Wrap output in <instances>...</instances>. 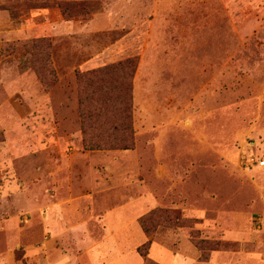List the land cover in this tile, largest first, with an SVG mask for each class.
Returning <instances> with one entry per match:
<instances>
[{"label":"rangeland","instance_id":"obj_1","mask_svg":"<svg viewBox=\"0 0 264 264\" xmlns=\"http://www.w3.org/2000/svg\"><path fill=\"white\" fill-rule=\"evenodd\" d=\"M0 264H264V0H0Z\"/></svg>","mask_w":264,"mask_h":264},{"label":"trees","instance_id":"obj_2","mask_svg":"<svg viewBox=\"0 0 264 264\" xmlns=\"http://www.w3.org/2000/svg\"><path fill=\"white\" fill-rule=\"evenodd\" d=\"M124 104H125V114H126V118H127L128 122H129V120H130V116H129V114H130V101L127 100V102L124 103ZM123 127H124L125 130L130 131V124L129 123L127 125L125 123V126H123ZM122 149H129V146L128 145H124L122 147Z\"/></svg>","mask_w":264,"mask_h":264},{"label":"crops","instance_id":"obj_3","mask_svg":"<svg viewBox=\"0 0 264 264\" xmlns=\"http://www.w3.org/2000/svg\"><path fill=\"white\" fill-rule=\"evenodd\" d=\"M163 251V250H162ZM166 254H167V256H168V253L166 252V251H164Z\"/></svg>","mask_w":264,"mask_h":264}]
</instances>
